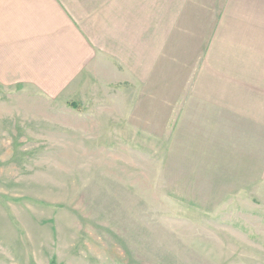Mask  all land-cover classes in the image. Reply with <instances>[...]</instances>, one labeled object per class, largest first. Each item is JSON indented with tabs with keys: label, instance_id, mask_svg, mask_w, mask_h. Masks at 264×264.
<instances>
[{
	"label": "rangeland",
	"instance_id": "rangeland-1",
	"mask_svg": "<svg viewBox=\"0 0 264 264\" xmlns=\"http://www.w3.org/2000/svg\"><path fill=\"white\" fill-rule=\"evenodd\" d=\"M4 81L0 264H264L251 135L180 127L168 105L126 117L102 88L84 101Z\"/></svg>",
	"mask_w": 264,
	"mask_h": 264
},
{
	"label": "crops",
	"instance_id": "crops-1",
	"mask_svg": "<svg viewBox=\"0 0 264 264\" xmlns=\"http://www.w3.org/2000/svg\"><path fill=\"white\" fill-rule=\"evenodd\" d=\"M0 77L55 98L122 94L130 118L168 105L180 127L251 135L258 152L264 0H0Z\"/></svg>",
	"mask_w": 264,
	"mask_h": 264
}]
</instances>
